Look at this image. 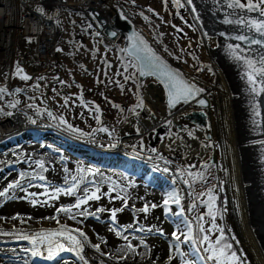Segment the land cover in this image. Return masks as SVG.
<instances>
[{
    "label": "rangeland",
    "instance_id": "rangeland-1",
    "mask_svg": "<svg viewBox=\"0 0 264 264\" xmlns=\"http://www.w3.org/2000/svg\"><path fill=\"white\" fill-rule=\"evenodd\" d=\"M102 4L103 2L101 6ZM110 7H117L123 15L131 20L136 29L142 32L160 54L172 64L181 68L185 74L191 72L195 77L202 76L206 80H213L212 61L209 54H207L208 49L202 37L209 38V36L203 30V27L200 26L197 18L193 16L187 0H179V4L175 3L174 0H167V3H165V0H135V3H133V0H105L103 4L105 10L102 14L107 15L110 13L109 19L112 17ZM149 7L154 11L149 12ZM141 12H143V16L140 15ZM144 16H147L148 19L145 20ZM119 40H121V36H118L114 50L105 45L104 42L102 43V47L98 48L97 51L93 50L89 45L87 49L83 47H71V53L76 56L73 58L69 53L65 54L68 63L67 69H69L66 70L68 71L67 75H70L72 71L78 70V72L73 73L74 76L72 78H67L66 75L62 76L64 77L62 80L63 84L66 85L61 87L60 91L55 94L49 93V96H46V92H48L46 84H49L46 81L48 79L42 81L36 80L38 85L34 87L33 75L31 80L18 85L17 82H23L24 80L14 73L11 82L13 87L6 92V98L8 99L6 108L0 106V112H3L4 115L2 114L1 116L5 119L8 118L5 115L6 112H19L21 116H25L26 123L24 127H27V130L24 129L22 132L23 140L26 141L24 142V146L29 144L34 145V140L40 142L41 140L52 139L50 136L42 133L43 131L34 130L35 125L55 129L84 144L98 143L109 146L110 144L117 143L123 134L120 126L127 120L126 115L130 113L129 109L134 108L138 102L137 89L134 85L139 84L135 62L124 53ZM239 42L214 41L212 42V49H214L215 57L223 62L226 67L232 68V65L238 64V68L243 67L246 71V66L243 63H238L241 61H237L227 48L228 43L235 44ZM241 43L243 45L246 44L245 48H241L244 49L243 53L246 51L247 56L253 58L252 49L248 51L247 43ZM166 48L167 51L165 50ZM21 59H26L28 61L26 63H31L33 59L32 51L31 54L23 55ZM21 67L26 72L24 65ZM209 67L211 71H208ZM197 68L203 70L197 71ZM64 71L61 69L60 73L63 75ZM117 72L120 75H115ZM130 74H134L133 79L124 81L123 77ZM235 75L234 78L239 79L241 74L236 73ZM8 81L4 79V88L11 86ZM117 81L119 84L116 83ZM121 84L123 85V90L120 87ZM52 85L54 89L58 88L60 84L54 83ZM151 86L157 87L158 92L150 91ZM242 88L245 91L249 89L246 86H242ZM16 89H21L22 91L17 92ZM147 90L150 91V98L157 99L162 96V104L167 110L164 93L159 83L154 79L147 78L146 82L141 85L139 95L143 97L144 105H146L147 101L143 96V92ZM70 91H72L71 94ZM30 97H34V99H30ZM252 99H254V96H252ZM15 101H19L17 107H10V103ZM28 105H32V107H28ZM114 105L118 107H114ZM97 106L99 107V111H96ZM145 107L137 108L136 111H141L142 113L146 109ZM211 107L205 110L206 113L210 111ZM192 109L199 108L193 107ZM49 112L52 113V116L48 115ZM205 116L201 120H198L191 114L189 121L198 128L204 125ZM61 119L67 121L68 124L73 126V129H78L79 131L69 130L65 124L61 123ZM33 120H35V123H32ZM167 121L160 122L156 127L151 128L148 133L141 135L139 123H129L132 125V129L126 130L125 133L134 132L140 136L138 135L139 137H136L135 141L127 142V149L140 157L145 156L148 159L145 164L134 163V158L131 159L133 163L129 164L123 158L120 160L114 157H107L100 154V152H93L89 148L80 147L79 153L94 162L97 166L111 169L110 171L102 172L100 177L102 176L103 179H100L113 181L112 184L114 185V182L118 180L129 181L130 178H137L138 182H143L148 189L152 188L156 192H163L164 190L170 192L173 189V184L175 186L183 184L184 189L188 192L186 206L190 209L193 203L196 204L195 208L189 210V213L192 215V219H189L192 221L194 233L198 231L197 217L200 215L204 216V227L206 229L211 227V217L208 216V207L202 202L208 199L207 192L211 188L212 195L215 197L216 224L224 229V236L229 232L227 233L228 236L230 234L238 241L241 247V253L238 256L241 257L243 264H254L253 259L249 256L238 235L228 222L226 213L230 192V187L226 182L228 172L222 168L223 155L220 153L216 141L213 140L208 145L209 150L206 158L193 159L188 162L189 159H186L187 152L174 151L171 145H167L166 148H162L160 145L164 139L171 137L172 133H177L176 135H178V124L171 123L169 125ZM128 122H131V120ZM103 128H107L108 132L102 131L101 129ZM138 128L139 131H137ZM206 132L212 134V128ZM205 133L204 137L206 139L212 138L213 134L208 138ZM181 139L182 135H179L173 142H178ZM52 142L46 141L40 151L41 160L45 163L46 171L41 170L37 166V159H34V155H27L26 148L24 150L21 149V141L14 143L15 145L12 144L2 149L0 148V158L4 159L6 156L12 155L13 157H8L9 160H16V170L10 175H6L7 178L3 182V187H6L8 182L18 179L20 172H25L27 179L31 180V183L42 182L63 186L65 179L57 178L62 169L68 166L64 160L57 158L58 156L53 148L54 143ZM33 145L31 146L32 148ZM47 145H52V148L47 147ZM189 145H191V149L194 148L192 144ZM153 148L157 151H151ZM160 156L163 157L161 163L164 165L153 162V160H158L159 158L157 157ZM213 156L216 158L214 161H212ZM181 157L187 161L183 162ZM179 160H181V163L178 162ZM4 163V165H9L7 160ZM53 165H56V168ZM57 167L59 168L57 169ZM165 168L168 171H164ZM188 172L193 173V175L188 176ZM66 174L67 172L64 173V175ZM198 174H202L204 178L201 179V176ZM39 175L45 176L46 180L49 181H41L38 179ZM173 179H176V183H172ZM185 179L189 181L187 184L184 183ZM22 183L24 187H28L27 182L22 181ZM18 191L17 189L16 195ZM200 193H205V195H198ZM219 194L223 195L222 203H217L216 205ZM17 198H0V242H4L0 246V258H4L7 264H71V262L79 264V257L75 252H61L56 259L50 261L42 256L34 257L25 251V249L32 247L31 243L28 240L20 239L17 231H7L10 222L6 223L4 220L5 212L3 210L6 207L3 209V205L13 202L14 207L17 208ZM9 229H15V227L13 226ZM208 234L214 241L219 236V231L213 230ZM199 247L204 249L206 244H201ZM205 253L206 256L209 255V253ZM208 262V264H214L212 260H208Z\"/></svg>",
    "mask_w": 264,
    "mask_h": 264
},
{
    "label": "bare ground",
    "instance_id": "bare-ground-1",
    "mask_svg": "<svg viewBox=\"0 0 264 264\" xmlns=\"http://www.w3.org/2000/svg\"><path fill=\"white\" fill-rule=\"evenodd\" d=\"M227 3L228 0H193L192 4H188L197 21L198 17L200 18L201 16L207 22L216 21L211 24V26H214L212 30L213 36H209V38L202 36L208 49L207 54H209L212 61V69L214 72L213 80H206L202 76L195 77L191 72H187L188 76L196 81L200 87L205 89L204 94L210 96L213 102L210 111L206 113L203 126L197 128V126L189 121L190 117L188 112L191 110L189 107L179 109L175 112H169L162 104V96L157 99L150 98V91L158 92L157 87L151 86L150 91L143 92V96L147 101L145 105L146 109L142 113L141 111H136L139 115H136L135 112H130L126 115L127 120L120 126V130L123 133L122 137L118 139L115 147L98 143L90 145L84 144L62 132L52 128L42 127L41 125H35L34 130L43 131L42 133L50 136L54 142L51 140H41L40 142L34 140V145L29 144L27 146H24V142H26L24 140L20 143V146L22 145L21 149L24 150L26 148L27 155H34V159H37V161L41 160L42 156L40 151L45 142L50 141L54 143V150L59 149L58 152L55 151L58 156L57 158L64 160L68 166L67 174L64 175L66 171L63 168L57 179H67L69 186L71 184V176L77 175L79 169L92 167L98 170V174L95 177L88 175L86 171L84 173L87 180L95 179L98 182L102 197L99 201H89L88 205L82 206L88 212H95L97 208L102 206L107 209L123 207L121 200L114 199V197L118 194L123 196L124 193L120 192V189L126 188L127 192L130 193L128 196L129 206L123 212L117 213V221L122 225L131 223L134 228H147L151 225H157L164 229L166 233L164 236H158L155 233L149 235L135 231L131 233L125 231L124 234L129 236V240L134 246L139 245L138 238L144 236L148 249H151L148 252L147 258H145L140 254L146 252L147 249L144 246H137V254L134 257L133 254H128L127 264H149L150 261H153L154 264H165L169 254L173 256L171 264H181V257L172 248L175 240L171 238L170 234L176 230L175 221L177 218L174 213L180 212L181 205L185 209L182 217L186 216L192 219V215L186 206L188 192L184 189L183 184L179 186L178 184L177 186L173 184V189L170 192L165 190L163 192H156L152 188L148 189L143 182H138L137 178H130L129 181L118 180L114 182L115 185L112 184L113 181L101 180L100 174L111 169L99 167L94 162L83 157L79 153V148H89L93 152L105 154H119L129 164L133 163L131 161L132 158L136 160L133 159L134 163L145 164L148 159L145 156L140 157L129 151L126 144L127 142L135 141L136 137H139L141 134L148 133L151 128L156 127L164 120H171L174 124H179V131L178 135H176L177 133H173L171 137L164 139L160 145L162 148L171 145L174 151L181 153L187 152L186 159H189L188 162L193 159L199 160L200 158H206L209 150L208 145H210L211 141H216L217 147L223 155L222 168L228 172L226 180L227 185L230 187L229 202L226 211L228 222L238 235L249 256L253 259L254 264H264V160L260 157V152L262 151L259 149L260 144H255L258 139L257 128H254V126L257 127V120H255L257 108L254 103L255 100L252 99V93L249 89L245 91L242 88V86L249 87L246 79V71L243 67L238 68V64L232 65V68L226 67L223 62L215 57L214 49H212V42H233L235 40L230 39V37L242 34L237 31V25L224 23L226 16L232 20L237 18L235 14H232L233 9L227 8ZM236 11L239 12V10ZM4 12V9H0V49H3L5 54H8L9 38H12L13 34L10 30L2 28V26L10 25L9 20L5 18ZM241 15L246 18H256L258 14L255 12H245L241 13ZM199 24H201V21ZM222 32L225 33V36L220 35ZM244 32L246 33L247 29H244ZM239 43L241 44V48L246 47V44ZM24 48L30 49L26 46ZM251 49H254L253 46ZM242 51L244 52V49ZM30 52L29 50L28 53ZM244 54L247 55L246 51ZM7 56L10 57L11 54ZM0 64L3 66L9 65L8 62H0ZM26 64L30 65V63ZM5 70L4 68H0V72L2 73ZM9 70L12 71V69ZM236 73L241 74L239 79L234 78ZM244 81L246 82L243 83ZM7 120L9 124L14 123L15 126L19 125L20 131L23 129L27 130V127H24L26 123L25 116H21L19 112L13 113L11 117L8 116ZM129 120L131 122H128ZM135 122H138L140 125V135L134 132H132L133 134H126L125 131L132 127L129 123L133 124ZM210 128H212L213 136L211 139H206L204 133ZM189 131L193 133L191 136L188 135ZM179 135H182V139L178 142H173ZM99 142L101 141L99 140ZM189 144H192L194 148L191 149V145ZM32 145L33 148L31 147ZM186 159L182 158V161L186 162ZM153 162L164 165L161 163V159L153 160ZM178 162L181 163V160ZM53 167L56 168V165H53ZM173 180L172 183H176V179ZM31 184L32 187H26L28 193H45V188L41 187L43 184H47L50 188L56 186L42 182H34ZM110 186L116 190L109 195H104V193L109 192ZM175 190L181 197V205L171 203L170 201L168 208L171 211L166 212L163 207V201L169 199L168 194ZM28 193L18 191L17 208L14 207L13 202L3 205V209L6 207L3 210L5 212V222H10L8 225L9 228L15 227V229H9L7 227V231H17V235H20L35 234L45 229L57 230L62 225H67L73 229L80 228L87 233L91 244L100 243V237L107 240V244L101 243V251L105 253L103 256H101V253L96 252L91 247V244L86 243L85 254L92 264H100L101 259L104 261V264H125L124 260H118L115 257L120 255L116 252V249L123 247L127 242L121 237H117L114 232L109 231V228L114 227V225L110 222V214L107 211L98 213L97 215L100 218L96 219L90 215L81 216L79 215L80 210H74L72 214L76 215V219L72 220L68 218L67 214L63 212L58 213L56 209L62 205L75 204L77 195L70 196L60 193L59 199L55 200L48 198V195H51V193L48 195H37L35 199L40 202L33 205L31 198H22L27 196ZM141 197L143 199H140ZM146 202L149 205L156 203L160 206L155 209H150L146 219L143 213H136L134 218L132 205H135L139 209ZM17 214L19 218L13 219ZM22 220L24 221L23 223H21ZM57 220L59 223H57ZM184 231L187 232V229L185 228ZM181 238L183 239V237ZM3 244L4 242H0V246ZM180 249L187 254L186 259L195 261V264L209 263L208 260L200 259V257H207L206 253L203 250L196 253L193 246L189 243L181 244ZM108 253H112L113 256L107 255ZM79 262V264H82L80 258ZM0 264H7L2 257L0 258ZM71 264L73 263L71 262Z\"/></svg>",
    "mask_w": 264,
    "mask_h": 264
},
{
    "label": "snow or ice",
    "instance_id": "snow-or-ice-1",
    "mask_svg": "<svg viewBox=\"0 0 264 264\" xmlns=\"http://www.w3.org/2000/svg\"><path fill=\"white\" fill-rule=\"evenodd\" d=\"M175 3L179 4V0H174ZM133 3H135V0H133ZM165 3H167V0H165ZM188 4H192L193 0H187ZM55 7V6H53ZM227 8L233 9V13L236 15V19L232 20L229 19L227 16L224 19L225 24H235L237 25V31L242 33L238 34L235 37H230V39H234L235 41L240 42H246L248 45V51H251V48L253 45L258 46V56L256 58H251L245 55L241 49L240 43H228L227 48L230 51L231 55L237 60L243 62V64L246 66V79L249 85V91L253 94V96L257 94H264V0H228ZM195 10V9H193ZM236 10H239L237 12ZM41 12H44L45 9L41 8ZM149 12H153L154 10L149 7ZM245 12H255L257 13L256 18H246L241 13ZM140 15H144L143 12L140 13ZM158 15V14H157ZM144 19L147 20L148 17L144 16ZM73 24H75V21H72ZM242 26V27H240ZM92 27L91 24L88 25V28L90 29ZM244 29H247V32H244ZM95 36L99 37V32L94 34ZM110 35L112 37H117L116 32H111ZM162 35V34H161ZM221 36H225V33H220ZM129 40H133L134 44L133 47L143 46V49L149 53H152V49L147 46V42L142 38L139 37L136 33H133V36L128 37ZM167 51V48L165 49ZM57 52L63 51L61 48L56 49ZM153 59L156 61V63H151L150 66L155 68L157 72L160 73L161 76H163L167 80L166 87L168 88V105L169 107H175L177 104H179L181 101L187 103L190 99H196L201 93L205 91L203 87L198 86L194 81H188L185 80L182 75L176 71H172L169 66L160 60V57L155 56V53H152ZM179 58V57H177ZM83 67V66H81ZM203 69L197 68V71H202ZM127 71V69H125ZM208 71H211V68H208ZM144 73L141 72V75ZM15 75L20 76V78L24 81L31 80L32 77L24 72V69L20 66L19 62L16 65ZM107 75V73H105ZM115 75H120L119 72L115 73ZM134 74L125 75L123 77L124 81H128L133 79ZM38 81L45 80L46 77L40 76L36 78ZM58 79V78H57ZM62 84L63 81H60ZM116 83L119 84L117 81ZM121 89L123 90V85H120ZM134 87L137 89V96H138V102L135 105L134 108L129 109L130 112H135L136 115H139L138 112H136L137 108H144V100L143 97L139 95V89L141 85L136 84ZM17 92L22 91L21 89H16ZM55 91V90H53ZM5 89L0 88V93H4ZM30 99H34V97H30ZM67 102V101H66ZM200 105H206L207 101L204 99H198L196 101ZM19 104V101H15L10 103V107L16 108ZM28 107H32V105H28ZM114 107H118L117 105H114ZM96 111H99V107L97 106ZM150 111V110H149ZM257 115L260 113L257 112ZM6 116L11 117L13 115L12 112H6ZM49 116H52V113H48ZM151 118V117H150ZM97 119H99L97 117ZM32 123H35V120L32 121ZM61 123L65 124L69 130H75L79 131L78 129H73V126L71 124H68L67 121L61 119ZM169 125H171L172 121H167ZM102 131L108 132L107 128L101 129ZM139 131V128L137 129ZM193 133L191 131L188 132V135L191 136ZM111 135V133H109ZM261 143H264V141H261ZM115 144H110L109 147H115ZM47 147L52 148V145H47ZM55 151H59V149H55ZM151 151L156 152V149H151ZM159 159H163L162 156L157 157ZM167 163V161H166ZM37 166L41 169L46 171L45 163L43 160L37 161ZM64 171H68L67 168L64 169ZM85 171L88 175L95 177L98 174V170L92 167H88L87 169H79L78 174L75 176H71V184L69 186L68 180H65L64 186H53L49 187L47 184L41 185V187L45 188V193H28V189L24 187V184L22 181L27 182L28 187H32L31 180L27 179V175L25 172L19 173V178L12 180L11 182H8L6 187H3L2 190H0V198L7 197L8 199H16V190L18 189L21 192L28 193L27 196L22 198H31V203L33 205L39 203L35 197L37 195H48L51 193V195H48L49 199H59L60 193H63L65 195H77V199L75 204L72 205H62L59 208L56 209V211L63 212L68 215L69 219L75 220L76 215H73L74 210H80L79 215H90L93 216L96 219H99L100 217L97 215L98 213L108 212L110 214V222L114 225V227L109 228L110 232H114V234L117 237H121L124 241H126V245H124L121 248L116 249V252L120 255L115 257L118 260H124L125 264H127V257L128 254H133V257L137 254L136 253V247L137 246H144L147 251L144 253H141L143 257L147 258L148 252L151 251V249H148V246L146 244L144 236H140L139 239V245L134 246L132 242L129 240V236L125 235V231H129L130 233L132 231L140 232V233H146V234H153L155 233L158 236H164L166 233L164 232V229L162 227H159L157 225H151L147 228L145 227H138L134 228L133 224L129 223L126 225H122L117 221V213L123 212L125 208L129 206L128 202V196L130 193L127 192L126 188H121L120 192H123L124 195H117L114 197V199H120L123 207L120 208H110L107 209L105 207L97 208L95 212H88L86 208H82V206L88 205L89 201H99L101 200V188L98 184V182L93 180H87L85 177ZM164 171H168L167 168L164 169ZM193 173L188 172V176H192ZM201 176V179H203L202 174H198ZM38 179L41 181H46V177L43 175H39ZM101 179L103 177L101 176ZM189 181L187 179L184 180V183H188ZM116 189L112 186L109 187V192L104 193V195H109L111 192L115 191ZM169 199H165L163 201V207L167 211H171L168 208L169 202L181 205V197L179 194L175 191L168 194ZM200 196H204L205 193L198 194ZM208 199L206 201H202L206 204L208 207V216L211 217V227L206 229L203 224L204 216L200 215L197 217V229L194 233L193 224L192 221L184 216L182 217V214L184 213V207L181 205L180 212L174 213L176 216L175 221V227L176 230L171 232V238L175 240V244L172 245V248L175 250V252L181 257V264H195V261H189L186 259L187 254L182 252L180 249V245L183 243H189L193 246L194 251L196 253H199L200 251H205L209 253L207 257H200V259L205 260H212L214 261V264H243V261L241 257L237 255L235 251H230L232 248L231 244L224 242V229L216 224V212H215V205L214 200L215 197L212 195V189H208L207 192ZM140 199H143L142 197ZM45 203H47L45 201ZM160 205L156 203H151L150 205L146 202L143 207L137 209L135 205H132L134 218L136 213H143L145 214V219L147 218V214L149 213L150 209H155L159 207ZM196 207V204L193 203L189 210ZM19 216L13 217V219H18ZM54 219V218H49ZM158 219V218H157ZM24 221L22 220L21 223ZM57 223L59 221L57 220ZM187 229V232L184 231V229ZM213 230L219 231V236L215 238L213 241L210 236L209 232ZM183 237V239L181 238ZM20 239L28 240L32 247L25 249V251L29 252L32 256H42L47 260H54L56 257L60 255L61 252L69 251V252H75L76 255L80 258L82 261V264H92L89 258L86 257L85 254V246L87 244H91V241L89 240V237L87 233H85L80 228H71L67 225H62L59 229L53 230V229H45L41 230L38 233L35 234H20ZM100 243L91 244V247L96 250V252L101 253V256H103L105 253L101 251V243L107 244V240L103 237H100ZM206 244V247L204 249H201L199 245ZM107 255L113 256L112 253H108ZM173 260L172 255H168L167 260L165 261V264H171V261ZM100 264H104V261L101 259ZM149 264H154L153 261H150Z\"/></svg>",
    "mask_w": 264,
    "mask_h": 264
},
{
    "label": "built area",
    "instance_id": "built-area-1",
    "mask_svg": "<svg viewBox=\"0 0 264 264\" xmlns=\"http://www.w3.org/2000/svg\"><path fill=\"white\" fill-rule=\"evenodd\" d=\"M104 1L0 0V9L5 10V18L10 23V25L2 26V28L10 30L13 34L8 43V54L11 56L8 57V54L0 49V62H8L9 64L5 66L0 64V68L6 69L5 72H0V88H4V79L9 80L11 86L7 87L8 89L13 87L12 77L15 73L16 62H19L34 77L45 75L48 79L46 82L49 83L46 84L48 94H55L60 91V88L66 85L60 82L64 78L62 76L66 75L67 78L74 76V72H71L72 75H67L68 71H66L69 69H67L68 63L65 54L69 53L73 58L76 56L71 53V47L87 49L89 45L97 51L98 48L102 47L103 42L105 45H109L110 40L91 18L93 14H100L104 11ZM41 8H44L45 11L41 12ZM72 21H75V24ZM89 24L92 25L90 29L88 28ZM97 32H99V37L94 35ZM25 46L30 49L24 48ZM57 48H61L63 51L57 52ZM29 50L32 51L33 59L30 65H27L25 62L28 61L21 59V57L28 54ZM61 69L65 70L63 75L60 73ZM54 83L60 84L58 88L53 89L52 84ZM4 89L5 92L0 93V106L2 108H5L8 102L6 98L8 89ZM183 108H188V106H181L179 109ZM189 108L191 109V107ZM2 114L3 112H0V136L14 127L13 123L9 124L8 120L1 116Z\"/></svg>",
    "mask_w": 264,
    "mask_h": 264
},
{
    "label": "water",
    "instance_id": "water-1",
    "mask_svg": "<svg viewBox=\"0 0 264 264\" xmlns=\"http://www.w3.org/2000/svg\"><path fill=\"white\" fill-rule=\"evenodd\" d=\"M112 11H113V14L111 17L110 25L106 24V19L104 18V16H101V15H98L97 18H94V20L100 27L105 25L104 31L109 39H115L118 36H121V40H119L121 42V48L124 51V53L135 62V65L137 68V77L139 81H143L147 78L155 79L163 89V93L165 96V103L169 111H173L180 103H185L181 101L175 107H169L168 105V91L169 90L166 87L167 80L163 76H161L160 73L155 70V68L150 66V62L153 64L156 63V61L152 57V53H155V56L160 57V60L165 62L172 71L174 72L178 71L185 80H188V81H192V80H190L184 74L181 68L172 64L167 58H165L162 54H160L152 46L150 41L142 34V32L137 30L134 24L131 22V20L125 15H123L122 12L117 7H112ZM210 19L212 20V18ZM198 21L199 23L201 21L200 26L203 27V30L206 32V34L209 36H213L212 30L214 26H211V24H213V22H216V21L212 20L213 22H209V21L207 22L205 21L203 16H201L200 18L198 17ZM113 31L118 34L117 37H112L110 35V33ZM133 33H136L139 37H142L147 42V46L152 49V53L145 51L142 45L138 47H133L134 41L128 39V37L133 36ZM253 48H254L252 52L253 58H256L258 56V51H257L258 46L253 45ZM141 72H143L144 74L141 75ZM198 99L206 100L207 101L206 105L202 106L199 103H197L196 101ZM254 100L256 103L257 112L260 113L259 115L256 114V118H255V120H257V127L254 126V128L255 129L257 128V138H258L256 140L257 143L255 144H260L259 149L262 150L260 152L261 153L260 157L264 160V155L262 156V153L264 154V143H261V141H264V94L255 95ZM187 103H192L200 107L209 108L211 105V99L209 96H207L203 92L196 99H190ZM194 115L196 116L198 120H201L205 116V112L204 110H200L194 113ZM19 129L20 128H17L16 130L10 131L6 133L4 136H2V138L0 139L1 149L3 147L10 146L16 142L23 140L22 132L24 131V129L22 131H20ZM205 135L208 138L211 136L209 132H206ZM100 154L105 155L107 157H114L115 159H120V160L122 159V157L119 156V154H112V153L105 154L101 152ZM215 159L216 158L213 156L212 161H214ZM13 167H14L13 165L5 166L3 169L4 174L7 173V171L12 169Z\"/></svg>",
    "mask_w": 264,
    "mask_h": 264
},
{
    "label": "trees",
    "instance_id": "trees-1",
    "mask_svg": "<svg viewBox=\"0 0 264 264\" xmlns=\"http://www.w3.org/2000/svg\"><path fill=\"white\" fill-rule=\"evenodd\" d=\"M222 199H223V195H222V194H219V195L217 196L216 205H217V203H219V204L222 203ZM227 233H229V232H227ZM227 233H226L225 236H224V241H225L226 243L232 245V248L230 249V251H235V252L237 253V255H239V254L241 253V247H240L238 241H236V240L233 238L232 235L229 234V236H228Z\"/></svg>",
    "mask_w": 264,
    "mask_h": 264
}]
</instances>
